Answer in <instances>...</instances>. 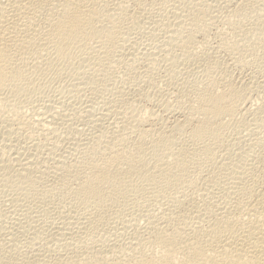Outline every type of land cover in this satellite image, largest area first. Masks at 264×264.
<instances>
[{
  "label": "rangeland",
  "instance_id": "obj_1",
  "mask_svg": "<svg viewBox=\"0 0 264 264\" xmlns=\"http://www.w3.org/2000/svg\"><path fill=\"white\" fill-rule=\"evenodd\" d=\"M105 1L107 2L108 0ZM105 1L101 2V8L104 7L105 10L107 9L106 11H112L113 9L112 13L114 12V14L110 13V15H112L110 17H114V20L111 19L110 21L108 18L101 17L100 19H97V22L94 21L91 24L89 23L90 25L87 23L86 26L89 25L87 30L85 29L84 32L77 36L63 40L57 46V48L53 47L52 44H46L45 46L43 45L44 48L49 47L50 45L48 49H44L42 46L40 47L39 44L38 46L37 43L36 45L38 48H33L32 46L36 47V45H32V50L35 49L34 52L37 51L39 53H26V55L23 54L24 58L22 55H20V59H18L19 64L14 65L9 70V72L12 74L16 71L21 72L22 78L17 80L9 77L5 82V87L0 92V141H3L2 137L5 139L3 142H0V146L3 147V151H0V156L2 157L4 155L2 159H0L2 160L0 161V166L2 164L9 166L10 168L8 170L10 172L7 171V173L13 174L12 177H15L18 174L17 171H19V169L22 172V168H24V165L22 166V164L25 163V159L28 158L26 161H30L34 158L35 160H43V162L46 160L43 163L44 165H41V167L44 166L45 169L42 167L41 171L43 169V171L47 172L45 175V172L37 174L34 172L36 170H32V172L30 171L29 173L31 176L29 175L30 177H28L27 175V178L34 180L32 183H28L26 180L27 178L25 177L26 173L24 175L22 172L23 174H18L19 176L17 175V177L12 178L11 175L5 173L6 170L0 168V174H7V176L4 178L3 176H5V174L3 176L0 175V261H4V264H6L5 262L8 264H38V259L36 258L39 256V259L42 261L41 262L39 260L41 263L50 264L53 263V260H56L55 258L58 256V260L67 256H80L82 253H85L86 250L88 251V249L89 251L90 249L91 251H96L100 247V249L104 251L105 249H108V244L120 245L123 242L125 243L127 240L126 237L133 238L135 236L134 234H136L138 231L140 234L145 235L146 232L143 231L147 228L145 231L148 232L152 228L153 224L150 225V227L148 225L153 223L152 220L157 221V219H159V226H163L164 224L161 225V219H164L163 217H167L169 214H171L169 215L170 217H176L177 214L178 216H182L185 213L188 214L189 212L194 211L193 213H190V216H192V214L200 213L198 210L202 211L205 209L204 212L202 211V213L207 215V211L211 212L215 209V207L217 208L219 205H225V202L226 204L228 202H233L234 200L232 199L234 195L231 196V193L234 194L235 192L233 193L232 191H235L238 187L237 185H239V179H237V177L243 174L242 172H245L246 176L250 175L257 167L262 166L261 162H264V0H243L244 2L241 0H204V2L206 1V5L207 3H210V6L207 5L208 7L204 5L205 3L202 0H180L182 3L184 2L186 7L180 1L174 3L175 0L174 2L173 0H120L123 1L121 3L119 0H117L119 1L116 2L117 4H114V0H109L107 2L108 5ZM103 2L104 4H102ZM122 3L126 5H123ZM239 3L242 5L246 4L245 8L248 9L252 5L251 9L253 8V10H249L251 13L246 11L245 14H243V16L248 15L244 16L245 18L240 16V10L242 7L244 8V6L238 5ZM118 4L122 5L119 6ZM171 4L174 7L169 6ZM195 4L197 8L194 6ZM110 6L112 7L110 8ZM114 6L115 8H113ZM179 6H181V8ZM107 7H109L111 10ZM116 8L119 9L120 13L126 9L123 13L128 14L119 15L120 13L117 12L118 10L115 11ZM167 8L168 10L171 8V11L173 10L172 12L175 13L174 15L177 13V17L172 13L171 14L173 17L170 16V10H166ZM177 8H180L178 9L179 12L175 11ZM186 12L189 15H187ZM166 13L168 14L166 15ZM40 14H42V17L40 16L39 18V20L41 19L39 24L40 26L42 25V27L37 26L36 29L39 28L43 30V28L45 29L46 26L45 23H43L45 19L42 18H46V16L43 15H47V12L43 11ZM184 15L187 16L186 21L183 20ZM167 16H170L168 17L169 22L167 21ZM161 17H164L165 22L162 21ZM174 17H176V20L173 21ZM177 18H180L179 20H182L181 22L186 23H179L178 25L176 23ZM171 20L173 23L176 21L174 27L171 23ZM161 22L165 23H163L165 27ZM168 24L169 27H166ZM182 24L183 27L181 26ZM170 27H172L174 33L169 31L170 34H168L171 36L174 34V36L178 38L173 36L176 39V41H174L175 39L169 36V39H172L173 41L170 40L169 43H167V40H169L167 36L168 30L167 32L165 30L166 28L171 30ZM175 27L176 29L180 27L178 28L180 29V31H178V36V29L175 30ZM39 29L37 31H40L39 33L42 37L41 32H44V30L42 31ZM110 41L114 42V45L110 47L107 46L108 48H106L105 45L106 49L102 43H100ZM161 41H163L164 44ZM170 42L172 46L170 45ZM175 42H178L179 44H174ZM166 43V49L168 51L164 49L166 47ZM97 44H101V48L96 49V47H100L99 45L96 46ZM180 44L181 46L183 45L182 47L184 48L180 49ZM41 48L45 51H43ZM170 50L172 53H170ZM166 52L169 54H166ZM134 53H138V55L132 57V55H135ZM143 53H145V55H143ZM152 53L156 54L153 56ZM158 53L160 55H158ZM163 56L167 57V59ZM240 58H242L241 60L244 59L243 62L245 63V67L244 64H239ZM235 60H238L236 61L237 63L239 62L238 65H235L237 64ZM208 78H221L222 80H228V83H230L229 88L231 90L247 88L246 90L249 91L247 94H250V97L247 96L242 102L244 105L240 104L241 106L239 111L234 113L229 118L228 122L224 123L223 128L220 131L221 141L214 146L205 147L201 141H192L189 136L188 128L177 129L176 123L179 125V122L177 121H180V119L184 121L185 117L187 118V116L190 115L187 107L189 106V102L191 103V101H194L192 92L203 87L202 85L205 84L203 82H206ZM243 84H245V86ZM139 88L146 94L141 91L138 92ZM135 90H137L138 93ZM149 90L150 92H148ZM144 95H147L148 97ZM134 99L137 102H135ZM107 100H110L108 101L109 104L106 103ZM111 100L113 103L116 102L117 104H113ZM131 100H133V102H131ZM102 101L106 104L103 103V105ZM118 101L121 103V105L123 104L125 106H123V108L122 106L120 107V103ZM159 101H161V103ZM91 102L92 105L90 106ZM96 103L102 105L99 107V105ZM132 103H135L136 105L134 106ZM110 104L113 105L111 106ZM164 104H167V106L169 105V112L168 109L165 108L167 106ZM127 105L129 109L126 108ZM180 105L183 109L180 107ZM85 106H88L87 109H90L88 112H86L87 109ZM243 106L245 107L243 108ZM112 107L116 108V111L115 109H112ZM97 108L98 111H102L103 109V115L101 111H99L100 113L96 111ZM106 108L108 109L107 113L104 112L107 110ZM247 108H249L247 110L248 112L246 111ZM124 109L128 114L124 111ZM130 109L131 111H129ZM165 109H167V111H165ZM81 110L84 112V114ZM117 110H120L121 113L118 111L119 114H117ZM95 112L96 114H94ZM121 114L124 116L126 115V117L128 116L126 119L129 123ZM130 114L131 116L133 114V117L137 116V118L139 116V118L143 116V118L148 119L147 122L150 121L149 126L146 128L153 127V131H156L157 129L159 130L158 134L163 131L164 135L166 134V136H169V150L170 152H178L177 158L182 159V164L176 165L175 160L171 159L167 165L170 168L169 171L164 170L155 173L153 161L149 158H143L142 165L144 171L147 174H152V177L149 181H142L141 178L133 175V178H131V184L126 185L123 191L114 192L111 195H104L103 199L100 201L92 200L86 204L79 205V200L76 196V189L79 186L77 184L79 181L78 178L77 181L74 180L73 182L68 178H55L57 172L54 173L55 171L51 170L54 167L53 165H55L58 160L61 164L60 167L65 165V168H70L71 165L75 166V164H78L77 166L79 168H73V173L76 170L77 174H81L84 170L85 172H88V168L91 166V164L102 163L104 159L107 158V154H111L113 148L114 150L117 149V151H120L132 147L135 143V139L133 140L134 134L129 131L131 130L129 127L131 121L128 119L131 117ZM151 114L153 118L150 116ZM87 116H89V118H87ZM111 117L114 119H111ZM91 118H94V120H90ZM98 118H101V121ZM105 118L107 120H105ZM40 119L42 123L46 121L47 124H45V127H43L44 125H42L41 122L39 123ZM119 119L124 123H121ZM108 120H111L113 124H115L111 125L112 122H109ZM152 120H154L153 122L155 125ZM58 121H60V123ZM91 121H94V123ZM182 121H180V123ZM101 123H103V125ZM58 124H60L62 127ZM97 124L99 126H97ZM117 125L121 126V130L119 126L116 127ZM124 125L127 128L124 127ZM173 125H176L174 126L175 128L171 127ZM46 126L48 130L51 128L49 130L51 133L53 129L54 135L53 133L50 134V132L47 131ZM103 126L109 127H106L104 130ZM66 127L69 130L65 129ZM55 128H57V130H55ZM115 128H119L120 131ZM170 128H172L171 132L168 130ZM96 129H102L103 132L101 130L98 132ZM120 132H126V134H121L124 138L119 135ZM97 133H101L100 136ZM128 135H131L130 140ZM117 136L118 139H116ZM119 137L123 141H121ZM125 138L126 140H124ZM76 139L78 142L80 141L81 144L78 143ZM67 140L70 141V143L73 142V146L69 142L66 143ZM83 140L85 141V144ZM127 140L129 142H127ZM30 142V147L32 146V143L34 145L32 148H27ZM8 143H10V147H8ZM23 145L27 146L24 147ZM20 146H22V148L24 147V149L18 148ZM74 146H78L76 148L78 151L74 150ZM11 147L15 148L16 150L13 151L14 149H11ZM108 147H111L112 150ZM8 148L11 149V151ZM25 149H27L31 154L35 152L36 155L38 152L41 155L38 153L37 156H35L34 153L32 155L30 153L26 154L28 151ZM66 149H69L72 153L69 150L68 151L70 153H68V151H65ZM17 150H20V154L22 155L19 153L17 154ZM54 150L55 152H53ZM79 151H81V154L83 152L82 155L85 157H83ZM15 152L16 156L14 155ZM73 152H75L74 155ZM48 153L52 155H49ZM67 153L69 156H67ZM109 154L108 156H110ZM8 155L14 156H12L13 158L11 157V159L9 156L8 159ZM18 155L21 157H17ZM43 155H46L47 157L49 156L48 160L47 157ZM58 155V160L55 161ZM79 155H81L83 159H81L82 157H79ZM53 156L56 157L54 159L55 162L53 161ZM14 157L16 158L14 159ZM36 157H38V159H36ZM76 157H78L77 159L81 161L80 163H75L77 161ZM17 159L21 162V164H19ZM4 160H7V163ZM12 160L15 161V164L13 162H8ZM16 161L18 162L17 164ZM10 163L11 166L14 165V168L13 166H10ZM45 163L51 165V167H48V165ZM17 166H20L21 168ZM250 166H252V170H250ZM253 167L256 168L254 169ZM54 168L53 169L56 170V166ZM71 170L72 168H70L69 171ZM246 170H248V172ZM172 172H181V175L183 176L181 182H183V184L173 186L174 178L172 176ZM31 173H33V175ZM132 173L133 172H129L127 174L130 175ZM21 175L24 176L22 177ZM34 175L37 179L33 177ZM37 176L42 178H38ZM7 177L9 178L8 180ZM24 178H26V181ZM180 186L183 188H179ZM177 189L178 191H176ZM207 191H210V194ZM28 197L30 199H28ZM183 197L186 198V201L183 199ZM18 198L19 200H16ZM181 198L185 203L180 201ZM228 198L231 200H228ZM216 201H219L217 202V204L219 203L217 206L214 205ZM221 202L224 204H220ZM178 203L183 206L182 207L179 204V207H182L181 209H177ZM168 206L169 208L166 209ZM208 206H210V208ZM211 206L214 208L211 209ZM207 207L211 210H209ZM35 208H37V210ZM27 209L31 212L27 213ZM40 209L41 211L44 209V212L50 209L51 210L47 211L48 213L50 212L49 214L47 212L44 214V212H39ZM62 209H65L66 211L64 212ZM69 209H71L70 212L75 217H73V215L68 212ZM158 209L163 213L161 214ZM179 209L182 210V212H180ZM74 210H78L76 211L77 216ZM174 210L179 212L176 211V213ZM19 211H21V214H19ZM156 211L158 213H155ZM173 211L175 213H173ZM25 212L28 216H25ZM164 212H168L169 214L167 213L164 215ZM61 213H65V216L63 217V214ZM60 214L62 216H60ZM70 214L72 218L69 216ZM89 216H91V220H89ZM150 217L153 218L151 220L152 222L149 221ZM76 218L80 221H78ZM20 219L23 221V223L22 221L20 223ZM68 219H72V221L70 222ZM64 220H66L69 226H66ZM86 220L90 221H88L89 224ZM15 221L20 224L19 227ZM158 222H156V226L158 225ZM75 223H78L79 225H76ZM125 224L127 226H125ZM22 226H26L24 231ZM82 226H85V229ZM67 227H70L71 230ZM121 227L125 230L123 229L122 231ZM126 227L131 229H128L127 232ZM56 228H59L60 231L58 229L56 231ZM62 228L63 230H61ZM78 228L83 229V232L79 229L81 231L80 232ZM72 229L75 231L74 233ZM133 229L137 232L133 231ZM26 230L28 233H26ZM66 230H70L72 233L67 232ZM17 231L21 232H18L17 234ZM22 231L26 234H24ZM61 231L67 233L68 235L66 234L65 236V234H63ZM76 231L79 232L78 235H81V237L76 236L77 238H75L74 234L77 233ZM49 232L51 235L55 232L57 233L51 236L49 235ZM119 232H121V235ZM31 233L33 236L36 234L37 237H40L38 239L37 237L34 238ZM59 234H62L61 237ZM117 235L119 236L118 238ZM12 236L13 238L15 236L17 237L14 238L15 244L11 243L10 245V240L8 241L7 238L10 239ZM18 236L20 237L18 238ZM22 236L25 237V240L24 237L22 238ZM56 236H58V239ZM53 237L54 239L51 240ZM66 237H69V240L66 239ZM73 238L76 239V241ZM61 239H63V241ZM59 241L61 243L64 242V244L62 243L61 245ZM129 241L130 239L126 242ZM30 242L34 243L29 245ZM67 243H71L73 246L68 245ZM63 245L65 247H63ZM46 258L48 260H46Z\"/></svg>",
  "mask_w": 264,
  "mask_h": 264
},
{
  "label": "bare ground",
  "instance_id": "obj_2",
  "mask_svg": "<svg viewBox=\"0 0 264 264\" xmlns=\"http://www.w3.org/2000/svg\"><path fill=\"white\" fill-rule=\"evenodd\" d=\"M102 1H105V0H0V92L2 91V89L5 87V82L7 81V79L9 77H12L13 79H21L22 78V74L21 72L19 71H16L14 72L13 74L9 72V70L14 66V65H17L19 64V61L18 59H20V55L23 56L24 58V55H26V53H39V52H34V50H32L33 48H38V46L40 45V47L43 45L45 46L46 44H52L53 47L57 48V46L65 39H68V38H71L73 36H77L79 34H81L82 32L85 31V29L87 30V28L89 27V25L91 23H93L94 21L97 22V19L103 17V18H108V20L111 21V19L114 20V17H110L112 15H110V13H112V11H106L103 8H101V2ZM109 1V0H108ZM107 1V2H108ZM111 1V0H110ZM114 2H111V3H114V4H117L116 2H119L117 0H114ZM135 1V0H134ZM139 1V0H138ZM172 1V0H171ZM180 0H173L174 3L178 2ZM184 1V0H183ZM204 2V0H202ZM243 1V0H241ZM106 2V1H105ZM106 2V4L108 5V3ZM123 2V1H120V3ZM181 2V1H180ZM179 2V3H180ZM206 2V1H205ZM204 2V3H205ZM244 2V1H243ZM172 3V2H171ZM177 3V4H179ZM182 3V2H181ZM242 3V2H241ZM104 4V2L102 3ZM105 4V5H106ZM110 4V3H109ZM123 5H126L124 3H122ZM121 4V5H122ZM184 5V2L182 3ZM199 4V3H198ZM197 4V5H198ZM201 4V3H200ZM210 4V3H209ZM208 3L207 5L210 6ZM243 4V3H242ZM242 4H238V5H242ZM112 5V4H110ZM119 6H121L120 4H118ZM117 5V6H118ZM176 5V4H174ZM181 5V4H180ZM206 5V3L204 4ZM206 5V6H207ZM246 5V4H245ZM245 5H242L244 6V8L242 7V9L240 10V16L244 17V16H248V15H244L245 12H249V10H253V8L251 9V7L248 9V8H245L246 6ZM116 6V7H117ZM118 6V7H119ZM127 6H128V3H127ZM169 6H173L172 4L169 5ZM178 6V5H176ZM185 6V5H184ZM196 6V4L194 5ZM207 6V7H208ZM254 6V5H253ZM112 6H110L111 8ZM123 7V6H122ZM125 7V6H124ZM174 7V6H173ZM172 7V9H173ZM181 8V6H179ZM186 7V6H185ZM240 7V6H238ZM248 7V6H247ZM255 7V6H254ZM106 8V7H105ZM109 8V7H107ZM109 8V9H110ZM115 8V6L113 7ZM121 8V7H120ZM127 8V7H126ZM176 8V7H175ZM180 8H177L175 11H178V9ZM191 8V7H190ZM195 8V7H194ZM197 8V6H196ZM122 9V8H121ZM185 9V8H184ZM199 9V8H198ZM197 9V10H198ZM255 9V8H254ZM111 10V9H110ZM115 10V9H114ZM118 10V11H117ZM123 10V9H122ZM126 10V9H125ZM124 10V11H125ZM128 10V9H127ZM168 10V8L166 9ZM171 11V8L169 9ZM168 10V11H169ZM183 10V8H182ZM189 10V9H188ZM236 10V9H235ZM47 12V15H43V16H46V18H42V19H45L43 23H45V29L43 28L44 32H41V35L42 37L40 36V31L38 32L37 30L39 29H36L37 26H40V16L42 14H40L41 12ZM118 13L119 12V9L116 8V10ZM121 11V10H120ZM123 11V12H124ZM165 11V10H164ZM169 13L171 14H175L174 12H170ZM186 11V10H185ZM121 11V13L119 15H123V14H128V13H123ZM128 12V11H127ZM184 12V10H183ZM190 13V11H189ZM251 13V12H249ZM46 14V13H45ZM114 14V12L112 13ZM163 14V13H162ZM168 13H166L167 15ZM172 14L170 16H172ZM180 14V13H179ZM182 14V13H181ZM187 14V12H186ZM124 15V16H125ZM166 15H160V16H166ZM176 15H178L176 13ZM174 15V16H176ZM189 15V14H187ZM250 15V14H249ZM115 16V15H114ZM118 16V14H117ZM170 16H167V21L169 22L168 20V17ZM180 16V15H179ZM183 16V15H182ZM42 17V16H41ZM110 17V18H109ZM173 17V16H172ZM171 17V19H172ZM177 17V16H176ZM174 17L173 18V21L176 20ZM181 17V16H180ZM186 15H184V18L183 20L186 21ZM120 18V17H118ZM245 18V17H244ZM162 21H164V17L162 18ZM166 19V18H165ZM170 19V18H169ZM180 19V18H179ZM177 18V24L179 25V23H183L181 22L182 20H179ZM105 20V19H103ZM107 20V21H108ZM158 20V19H157ZM180 22H179V21ZM39 21V22H38ZM100 22V21H99ZM165 22V21H164ZM163 22V23H164ZM175 22L173 23L172 20H171V23L173 24V27H174V24ZM89 24L88 26H86V24ZM102 23V22H101ZM156 23V22H155ZM162 23V22H161ZM162 23V24H163ZM186 23V22H185ZM183 23V24H185ZM39 24V25H38ZM161 24V25H162ZM165 24V23H164ZM163 24V25H164ZM170 24V23H169ZM169 24L166 26V27H169ZM171 24V25H172ZM176 24V25H177ZM183 24L181 25L183 27ZM170 25V26H171ZM175 25V26H176ZM177 25V26H178ZM86 26V28H85ZM157 26V25H156ZM155 26V27H156ZM176 26V27H177ZM186 26V25H185ZM42 27V25L40 26ZM160 27V26H159ZM165 27V25H164ZM175 27V30H177ZM170 29H167L166 28V32L167 34L169 33V31H172V27H170ZM174 29V28H173ZM39 30H42V29H39ZM42 30V31H43ZM178 31H180V29L177 30V36H178ZM38 32V33H37ZM176 32V31H175ZM174 33V32H173ZM170 34V33H169ZM167 35L168 36V39H169V36L170 37H173L174 34H172L173 36L171 35ZM176 37V36H174ZM173 37V39H175ZM128 38V37H127ZM178 38V37H176ZM173 41L172 39H169L167 40L169 43V41ZM241 40V39H240ZM176 41V39L174 40ZM163 43V41H161ZM166 42V41H165ZM37 43V45H36ZM99 43V42H98ZM102 43V45L104 46L105 48V45H106V48L110 47V46H113L114 45V42H100ZM160 43V42H159ZM167 43L165 44L166 47L164 48L166 51H168L166 48H167ZM178 42H175L174 44H177ZM157 44V43H155ZM161 44V43H160ZM164 44V43H163ZM173 44V43H172ZM179 44V43H178ZM182 44H185V43H182ZM32 45H36V47L32 46ZM99 44H97L96 46H98ZM170 45H171V42H170ZM33 48H32V47ZM48 46V45H47ZM100 47H96L97 48H101V44L99 45ZM102 46V47H103ZM108 46V47H107ZM172 46V45H171ZM176 46V45H175ZM179 46V45H177ZM183 46V45H182ZM181 44H180V49L184 48L182 47ZM50 47V45H49ZM49 47H45L46 49H48ZM148 47V46H147ZM157 47V46H156ZM155 47V48H156ZM159 47V46H158ZM164 47V46H163ZM41 48V49H42ZM44 48V49H45ZM95 48V47H94ZM105 48V49H106ZM160 48V47H159ZM170 48V47H169ZM174 48V47H172ZM171 48V49H172ZM161 49V48H160ZM176 49V48H175ZM178 49V48H177ZM39 50V49H38ZM43 50V49H42ZM41 50V51H42ZM163 50V49H162ZM164 50V51H165ZM174 50V49H173ZM40 51V52H41ZM45 51V50H43ZM96 51H99V50H96ZM145 51V50H144ZM158 51V49H157ZM163 51V52H164ZM106 52V51H105ZM159 52V51H158ZM162 52V53H163ZM183 52V51H182ZM181 52V53H182ZM161 53V54H162ZM165 53V52H164ZM170 53L171 50H170ZM24 54V55H23ZM133 54V53H132ZM135 54V53H134ZM153 54V53H152ZM156 54V53H155ZM153 54V56L155 55ZM166 54H169L166 52ZM183 54V53H182ZM137 54L135 55H132L133 56H137ZM143 55H145V53H143ZM158 55H160L158 53ZM21 56V58H22ZM130 56V55H129ZM141 56V55H140ZM150 56V55H149ZM157 56V55H156ZM166 56V55H165ZM170 56V55H169ZM131 57V58H132ZM162 57V56H161ZM164 57V56H163ZM172 57V56H171ZM179 57V56H178ZM22 58V59H23ZM99 58V57H98ZM137 58V57H136ZM135 58V59H136ZM142 58V57H141ZM155 58V57H154ZM153 58V59H154ZM167 59V57H164ZM170 58V57H169ZM168 58V59H169ZM242 58H240V63L239 64H244V67H245V63L243 62V60H241ZM133 61V60H132ZM234 61V60H233ZM238 61V60H235V62ZM20 63H21V60H20ZM234 63V62H233ZM237 63V62H236ZM235 64V65H238ZM233 64V65H234ZM241 65V66H242ZM221 79V78H220ZM219 78H208L206 80V82H203L205 83L204 85H202L203 87H201L200 89H196L194 90L193 88V98H194V101L191 103L189 102V106H185L188 108V112H190L189 114L190 115H186L187 118L185 117V120L182 121V119H180V121H182L180 123V121H177L179 122V125L178 123L177 124V129H182V128H188L189 130V136L190 138L192 139L193 142H196V141H201L205 147H210V146H214L216 144H218L220 141H221V137H220V131L221 129L223 128V125L224 123L228 122L229 118L234 114V113H237L240 109V104H243L242 102L246 99V97H250L247 92L249 93L248 90H246L247 88H238L235 89V90H231L229 88L230 86V83H228V80H220ZM225 79V77H224ZM141 80V79H140ZM224 81V82H223ZM147 82V81H146ZM140 83H143V82H140ZM139 83V84H140ZM245 86V84H243ZM197 86V85H196ZM243 87V86H242ZM247 87V85H246ZM198 88V87H197ZM218 89V90H216ZM250 90V89H249ZM137 92V90H135ZM141 91L140 88L138 89V92ZM137 92V93H138ZM143 92V91H141ZM150 92V90L148 91ZM145 93V92H143ZM156 93V92H154ZM146 94V93H145ZM160 94V93H159ZM191 94V93H190ZM140 95V94H139ZM143 95V94H142ZM192 95V94H191ZM144 96H147V95H144ZM155 96V95H154ZM143 97V96H142ZM148 97V96H147ZM152 98V97H151ZM137 99V98H136ZM102 100H105V99H102ZM135 100V99H134ZM101 101V100H100ZM99 101V102H100ZM108 101L110 100H107L106 103H108ZM112 101V100H111ZM150 101V100H148ZM156 101V100H155ZM115 102V101H114ZM119 102V101H118ZM131 102H133V100H131ZM135 102H137L135 100ZM161 103V101H159ZM167 102V101H165ZM164 102V103H165ZM246 102V101H245ZM105 103L102 101V104ZM105 103V104H106ZM111 103V102H110ZM113 103V101H112ZM116 103V102H115ZM113 103V104H115ZM120 103V102H119ZM156 103V102H155ZM253 103V102H252ZM95 104V103H94ZM99 105V103H96ZM100 104V105H102ZM109 104V103H108ZM107 104V105H108ZM112 104V105H113ZM117 104V103H116ZM133 104V103H132ZM169 104V103H167ZM167 104H164L167 106ZM180 104V103H179ZM50 105V104H49ZM92 105V102L90 104V106ZM99 105V107H100ZM104 105V104H103ZM111 105V104H110ZM111 105V106H112ZM130 105V104H129ZM134 106L136 105L135 103L133 104ZM163 105V104H162ZM182 105V104H181ZM180 105V107H181ZM244 105V104H243ZM89 106V105H88ZM87 106V107H88ZM96 106V105H94ZM93 106V107H94ZM116 106V105H115ZM122 106H125V105H121L120 103V107ZM132 106V107H134ZM169 106V105H168ZM165 107V108H169V107ZM179 106V105H178ZM183 106V105H182ZM86 107V106H85ZM84 107V108H85ZM86 107V109H87ZM92 107V108H93ZM98 107V106H97ZM131 107V109H132ZM245 106H243L244 108ZM91 108V107H89ZM96 108V107H95ZM103 108V107H101ZM100 108V109H101ZM110 108V107H108ZM119 108V107H118ZM126 108H128V105L126 106ZM178 108V107H177ZM182 108V107H181ZM52 109V108H51ZM60 109V108H59ZM107 109V108H106ZM112 109H115L116 111V108H113ZM111 109V110H112ZM121 109V108H120ZM129 109V108H128ZM131 109L129 111H131ZM167 109H165V111H167ZM183 109V108H182ZM242 109V108H241ZM249 108L246 109V111L248 110ZM85 110V109H84ZM90 109H87L86 112H88ZM92 110V109H91ZM110 110V109H109ZM244 110V109H243ZM82 111V110H81ZM98 111V108L97 110ZM101 111V110H99ZM98 111V112H99ZM103 111V109H102ZM101 111V113H102ZM108 109L104 112L107 113ZM114 111V112H115ZM120 110H117V114H119ZM123 111V110H122ZM125 111V109H124ZM128 111V110H127ZM172 111V110H171ZM176 111V110H175ZM174 111V112H175ZM178 111H181V110H178ZM245 111V110H244ZM243 111V112H244ZM44 112V111H43ZM83 112V111H82ZM85 112V113H86ZM93 112V111H92ZM90 112V113H92ZM110 112V111H109ZM108 112V113H109ZM112 112V113H114ZM126 112V111H125ZM143 112V111H142ZM146 112V111H145ZM168 112H169V109H168ZM248 112V111H247ZM100 113V112H99ZM121 113V111H120ZM127 113V112H126ZM124 113V114H126ZM130 113V112H129ZM133 113V112H132ZM138 113V112H137ZM180 113V112H179ZM44 114V113H43ZM56 114V113H55ZM84 114V112H83ZM88 114V113H87ZM96 114V112L94 113ZM98 114V113H97ZM128 114V113H127ZM135 114V113H134ZM153 114V113H152ZM152 114L150 115L152 117ZM172 114V113H171ZM183 114V113H182ZM246 114V113H245ZM54 115V114H53ZM89 115V114H88ZM91 115V114H90ZM103 115V113H102ZM107 115V114H106ZM123 115V114H121ZM137 115V114H136ZM143 115V114H142ZM244 115V114H243ZM67 116V115H66ZM86 116V114H85ZM94 116V115H93ZM97 116V115H95ZM113 116V115H111ZM115 116V115H114ZM120 116V115H118ZM131 116V114H130ZM135 116V115H134ZM139 116V115H138ZM146 116V115H145ZM149 116V115H148ZM149 116V117H150ZM196 116V118H195ZM245 116V115H244ZM243 116V117H244ZM49 117V116H48ZM53 117V116H52ZM62 117V116H61ZM92 117V116H91ZM99 117H100V114H99ZM103 117V116H102ZM105 117V115H104ZM110 117V115H109ZM122 117V116H121ZM123 117L126 119V115ZM140 117V116H139ZM137 118L136 117H133V114L131 117H129L128 119L131 121L130 122V129L129 131L132 132V134H134V137H133V140H134V145L132 147H129L127 149H124V150H114L113 148V151H111V154H109L110 156H108L107 154V158L104 159V161L102 163H98V164H91V166L88 168V172H85V170L83 171V173L81 174H77L76 173V170L75 172L73 173V168H79L75 163H80L81 161H79L77 159V161L74 163L75 166L71 165L70 168H72L71 171L70 168H65L64 166H61L60 167V163H59V160H58V157L59 155L57 156V159L55 161L58 160V162L53 165L54 167L56 166V170H54L53 168L51 170L55 171L54 173H56L55 175V178H68L70 179L72 182L74 180L77 181V178H78V188L76 189V196H77V199L79 200V205L81 204H86L87 202L89 201H100L103 199L104 195H111L113 194L114 192H120V191H123L125 186L126 185H129L131 184L132 180L131 178H133V175H136L137 177L141 178L142 181H149L152 177V174H147L145 171H144V168H143V158H149L153 161L154 163V168H155V173H158V172H161V171H164V170H168L169 171V166L168 163L171 159H174L175 160V163L176 165H181L182 164V159H178V152H170L169 150V136H166V134L164 135L163 134V131L161 133L158 134L159 130L156 132V131H153L152 128H146L147 126H149V122H147L148 119H145L143 118V116H141V118ZM150 117V118H151ZM156 117V116H154ZM177 117V116H176ZM87 118H89V116H87ZM96 118V117H95ZM113 117H111L112 119ZM148 118V117H147ZM149 118V119H150ZM153 118V117H152ZM45 119V118H44ZM47 119V118H46ZM58 119V118H57ZM99 119V118H98ZM101 119V118H100ZM99 119V120H100ZM114 119V118H113ZM122 119V118H121ZM124 119V120H125ZM133 119V120H131ZM155 119V118H154ZM158 119V118H156ZM176 119V118H175ZM48 120V119H47ZM55 120V119H54ZM62 120V119H61ZM65 120V119H63ZM72 120V119H71ZM90 120H94V118L90 119ZM105 120H107L105 118ZM104 120V121H105ZM120 120V119H119ZM39 121V120H38ZM70 121V120H68ZM101 121V120H100ZM109 121V120H108ZM111 121V120H110ZM109 121V122H110ZM127 121V119H126ZM125 121V122H126ZM154 120H152L153 122ZM41 122V119L39 121V123ZM49 122V121H47ZM56 122V121H55ZM54 122V123H55ZM60 123V121H58ZM72 122V121H71ZM74 122V121H73ZM94 123V121H91ZM108 122V123H109ZM112 122V121H111ZM116 122H119V121H116ZM121 123H124L122 120H120ZM128 122V121H127ZM42 123V122H41ZM53 123V122H52ZM62 123V122H61ZM99 123V122H98ZM129 123V122H128ZM154 123V122H153ZM45 122L42 123V125H44L43 127H45ZM50 124V123H48ZM63 124V123H62ZM73 124V123H72ZM92 124V123H91ZM103 125V123H101ZM111 124V123H110ZM115 124V123H114ZM113 122L111 125H114ZM119 124V123H118ZM175 124V122H174ZM52 125V124H51ZM57 125V124H56ZM60 125V124H58ZM68 125V124H67ZM96 125V124H94ZM93 125V127L95 128V126ZM105 125V124H104ZM109 125V124H108ZM120 125V124H119ZM119 125H117L116 127H118ZM152 125V124H151ZM155 125V123H154ZM153 125V126H154ZM48 126V125H47ZM46 126V128H47ZM50 126V125H49ZM55 126V124H54ZM61 126V125H60ZM97 126H99L97 124ZM96 126V127H97ZM101 126V125H100ZM123 126V124H122ZM176 125H173L171 127H174ZM53 127V126H52ZM56 127V126H55ZM62 127V126H61ZM60 127V128H61ZM70 127V126H69ZM72 127V126H71ZM103 126V129L105 130L106 127H109V126ZM121 126H119L120 128ZM124 127H126L124 125ZM54 128V127H53ZM77 128V127H76ZM119 128H115L117 130H119ZM127 128V127H126ZM156 128V127H154ZM175 128V127H174ZM248 128V127H247ZM257 128V127H255ZM51 129V128H50ZM49 129V130H50ZM67 130H69L67 127L65 128ZM123 129V128H122ZM171 129H168L170 130L171 132ZM43 130V129H41ZM45 130V129H44ZM48 128H47V131H49ZM55 130H57V128H55ZM74 130V129H73ZM97 130V129H96ZM102 131V129H100ZM100 130H97L98 132ZM116 130V131H117ZM121 130V128H120ZM119 130V131H120ZM127 130V129H126ZM125 130V131H126ZM161 130H164V129H161ZM253 130V129H252ZM76 131V130H75ZM45 132V131H44ZM50 132V131H49ZM53 129H52V133H53ZM103 132V131H102ZM101 132V133H102ZM118 132V131H117ZM123 132V131H122ZM127 132V131H126ZM126 132L124 133H121V134H126ZM130 132V133H131ZM156 132V133H155ZM166 132V131H165ZM251 132V131H250ZM249 132V133H250ZM256 132V131H255ZM50 132V134H52ZM96 133V131H95ZM101 133H97L100 134ZM119 133V132H118ZM117 133V135H118ZM252 133L254 134V132L252 131ZM103 134V133H102ZM129 134V133H127ZM131 134V135H132ZM168 134V133H167ZM170 134V133H169ZM252 134V135H253ZM256 134V133H255ZM54 135V133H53ZM96 135V134H95ZM130 135V136H131ZM98 136V137H99ZM116 136V134H115ZM122 136V135H121ZM120 136V137H121ZM129 136V135H128ZM127 136V137H128ZM130 136H129V140H130ZM133 136V135H132ZM66 137V136H65ZM119 137V139H120ZM123 137V136H122ZM126 137V135H125ZM52 138V137H51ZM124 138V137H123ZM122 138V139H123ZM132 138V137H131ZM1 139V137H0ZM3 141L5 140L3 137H2ZM54 139V138H53ZM71 139V138H70ZM73 139V138H72ZM118 139V136L117 138ZM55 140V139H54ZM69 140V139H68ZM66 143H70V141H68ZM77 140V139H76ZM80 140V139H79ZM121 140V139H120ZM126 140V138L124 139ZM237 140V139H236ZM241 140V138H240ZM2 141V140H1ZM0 141V142H1ZM2 141V142H3ZM8 141V140H7ZM84 141V140H83ZM123 141V140H121ZM132 141V140H131ZM242 141V140H241ZM240 141V142H241ZM72 142V141H71ZM78 142V140H77ZM127 142H129L127 140ZM56 143V142H54ZM53 143V144H54ZM58 143V142H57ZM73 143V142H72ZM72 143H70L72 145ZM80 143V141L78 142ZM77 143V144H78ZM131 143V142H130ZM3 144V143H2ZM9 144V145H8ZM8 147H10V143H8ZM81 144V143H80ZM83 144V143H82ZM84 144H85V141H84ZM86 144H87V141H86ZM132 144V143H131ZM130 144V145H131ZM5 145V144H4ZM28 145V144H27ZM26 145V146H27ZM31 145V142L29 144V146L27 148H29ZM34 144L32 143V146ZM75 145V143H74ZM79 145V144H78ZM89 145V144H88ZM86 145V146H88ZM128 145V146H130ZM24 146V145H23ZM24 146V147H26ZM32 146L30 148H32ZM57 146V145H56ZM73 146V145H72ZM83 146V145H82ZM1 147V146H0ZM13 147H16V146H13ZM11 147V149H14L13 151H15L16 149ZM24 147L22 148V146L18 147V148H22L24 149ZM58 147V146H57ZM78 146H74V150H77ZM3 147H1V152L3 151L2 150ZM7 148V147H6ZM80 148V147H79ZM78 148V149H79ZM87 148V147H86ZM105 148V147H104ZM109 148V147H108ZM9 149V148H8ZM7 149V150H8ZM11 149H9L11 151ZM59 149V148H58ZM70 149V147H69ZM68 149V150H69ZM81 149V148H80ZM83 149V148H82ZM88 149V148H87ZM107 149V147H106ZM105 149V151H106ZM111 149V147L109 148ZM27 150V149H25ZM36 150V149H35ZM48 150V149H47ZM51 150V149H50ZM67 149L65 151H68ZM72 150V149H71ZM89 150V149H88ZM104 150V149H103ZM108 150V149H107ZM112 150V149H111ZM9 151V152H10ZM28 151V150H27ZM70 151V150H69ZM68 151V153H70ZM78 151V150H77ZM84 151V149H83ZM5 152V151H4ZM3 152V153H4ZM26 152V151H25ZM24 152V154H25ZM37 152V150H36ZM45 152V151H44ZM55 152V150L53 151ZM76 152V151H75ZM73 152V155L74 153ZM80 154H81V151H79ZM88 152V151H86ZM109 152V151H107ZM106 152V153H107ZM20 154V150H17V154ZM23 153V152H21ZM27 153H30L29 151L26 152ZM34 155H35V152H33ZM32 153V154H33ZM38 153V152H37ZM37 153L35 156H37ZM49 153H52V152H49ZM48 153V154H49ZM67 153V154H68ZM72 153V152H71ZM85 153V152H84ZM104 153V152H103ZM11 154V152H10ZM13 154V153H12ZM23 154V155H24ZM31 154V153H30ZM31 154V155H32ZM39 154V153H38ZM44 154V153H42ZM59 154V153H58ZM83 154V152H82ZM81 154V155H82ZM16 156V152L14 154ZM12 155V156H14ZM22 155V154H20ZM20 155H18L17 157H21ZM41 155V154H39ZM47 155V153H46ZM46 155H43V156H46ZM49 155H52V154H49ZM57 155V154H56ZM63 155V154H62ZM79 155V157L81 156ZM85 155V154H84ZM87 155V154H86ZM4 156V155H3ZM2 156V157H3ZM9 156H7V158L9 159ZM10 156V159L11 157ZM29 156V154H28ZM55 156V154H54ZM53 156V157H54ZM69 156V154L67 155ZM83 156V155H82ZM81 156V157H82ZM106 156V155H105ZM1 157V156H0ZM2 157L0 159H2ZM25 157V155H24ZM40 157V156H39ZM47 157V156H46ZM45 157V158H46ZM52 157V156H51ZM64 157V156H62ZM85 157V156H83ZM83 157L81 159H83ZM13 158V157H12ZM16 157H14L15 159ZM26 158V157H25ZM44 158V157H43ZM49 156L47 157V160H48ZM56 157L53 158V161ZM61 158V157H60ZM65 158V157H64ZM4 159V158H3ZM6 159V157H5ZM7 159V160H8ZM20 159V158H19ZM23 159V158H22ZM28 159V158H26ZM25 159V163L22 164V166L24 165V168H22V172L26 173L25 177L27 178V175L28 177H30V171L32 172V170H36L34 171L35 173H41V172H45V175H46V171H41V168L44 167L41 165L46 161L43 162V160H27L26 161ZM30 159V157H29ZM36 159H38V157H36ZM62 159V158H61ZM60 159V160H61ZM7 160L5 161L7 163ZM18 160V159H17ZM21 160V159H20ZM65 160V159H64ZM2 161V160H0ZM3 161V162H4ZM19 161V160H18ZM24 161V160H23ZM51 161V159H50ZM52 161V162H53ZM54 161V162H55ZM63 161V160H62ZM66 161V160H65ZM70 161V160H69ZM264 161V160H263ZM8 162H15V161H8ZM49 162V161H48ZM64 162V161H63ZM68 162V161H67ZM73 162V161H72ZM96 162V161H94ZM18 162L16 161V164ZM66 163V162H65ZM1 164V163H0ZM15 164V163H14ZM19 164H21V162L19 161ZM18 164V165H19ZM47 164V163H45ZM52 164V163H51ZM64 164V163H63ZM71 164V163H70ZM73 164V163H72ZM82 164V163H81ZM9 165V163H8ZM39 165V166H38ZM44 165V164H43ZM48 165V164H47ZM47 165H46V168H47ZM90 165V163H89ZM251 165V164H250ZM261 165L262 166H259V167H253L255 170L252 171L253 173H251L250 175H247L245 174V172H242L243 174H239L240 176L237 177V179H239V185H237L238 187L236 188L235 191H232L234 194L231 193V196H233V199L234 200L233 202H228L226 204L225 202V205H219L217 208L215 207L214 210H212L211 212L210 211H207V215L204 213H202V211L204 212V210H198L200 211V213H197V214H192V216H190L191 214L190 213H193L194 211L192 212H189L188 214H184V215H180L175 217H170L168 212H164L166 215L167 213L169 214L167 217H163L164 219H161L162 221V224L163 226H159V219H157V221L155 220H152L153 218H149V221H153V223L151 224H148L149 227L150 225H152V228L147 232L145 230H147V228L143 231V232H146L145 235L144 234H140L139 231H135L133 229V231L137 232L136 234H134L135 236L133 238H129L130 241L129 242H126L128 241L129 239L126 237V241L125 243H121L120 245H110L108 244V249H105L104 251L98 249V250H94V251H88L86 250L85 253H82L80 256H74L73 257H65V258H61L58 260L59 256L57 258H55L56 260H53L54 262L53 263H50V264H264V162H261ZM10 166H11V163H10ZM13 168H14V165H12ZM11 166V167H12ZM21 166V165H20ZM20 166H17L19 168H21ZM51 167V165H48V167ZM69 166V165H68ZM67 166V167H68ZM77 166V167H76ZM81 166V165H80ZM255 166V165H253ZM16 167V168H17ZM252 166H250L251 168ZM1 169L3 170H6L5 173H7V171H9L8 169L10 168L9 166H7L6 164H2L0 166ZM15 168V169H16ZM86 168V170H87ZM249 168V166H248ZM45 169V167H44ZM68 169V170H66ZM12 170V169H11ZM18 170V169H17ZM15 170V171H17ZM252 170V168L250 169ZM249 170V171H250ZM13 171V170H12ZM11 171V173H12ZM50 171V169H49ZM51 171V172H53ZM248 172V170H246ZM10 172V171H9ZM18 174H23L21 172V170L19 169V171H17ZM33 172V173H34ZM129 172H133L132 174L128 175L127 173ZM171 172V171H170ZM1 173H2V170H1ZM4 173V172H3ZM4 173V174H5ZM15 173V172H13ZM29 173V174H27ZM33 173H31L33 175ZM49 173V172H48ZM240 173V172H239ZM3 174V175H4ZM8 175H12L13 174H10V173H7ZM7 174H5L4 177L7 176ZM16 174V173H15ZM17 174V175H18ZM36 174V175H37ZM51 174V173H50ZM17 175L15 177H17ZM24 175H21L22 177ZM30 175V176H29ZM53 175V173H52ZM19 176V175H18ZM41 176V175H40ZM49 176V174H48ZM172 176L174 178V182H173V186H177V185H181L183 184L182 179H183V176L181 175V172H172ZM14 176L12 178H15ZM35 177V175L33 176ZM38 177V176H37ZM24 178V180L26 179ZM36 178V177H35ZM38 178H42V177H38ZM54 178V179H55ZM9 178L7 177V180ZM37 179V178H36ZM236 179V180H237ZM11 180V179H10ZM22 180V178H21ZM28 183H32L34 179H31V178H27L26 179ZM25 180V181H26ZM39 180V179H38ZM35 182V181H34ZM37 182V181H36ZM236 183V182H235ZM234 184V183H233ZM237 184V183H236ZM236 187V186H234ZM179 188H183L182 186H180ZM178 188V189H179ZM178 189L176 191H178ZM180 189V190H181ZM234 189V188H233ZM182 192V191H181ZM180 192V193H181ZM209 194H210V191H207ZM179 194V193H178ZM183 194V193H181ZM180 195V194H179ZM204 195V194H203ZM206 195V193H205ZM204 195V196H205ZM183 196V195H182ZM181 196V197H182ZM185 196V195H184ZM230 197V196H229ZM180 198V197H178ZM232 198V197H230ZM228 198V200L230 199ZM28 199H30L28 197ZM27 199V200H28ZM182 199V198H181ZM180 201L184 202V200L186 198L183 197V199ZM16 200H19L16 199ZM23 200V199H22ZM25 200V199H24ZM231 200V199H230ZM30 201V200H29ZM179 201V200H177ZM179 201V202H180ZM186 201V200H185ZM227 201V200H225ZM17 202V201H16ZM180 202V203H182ZM217 202L219 201H216L214 203V205H218ZM20 203V202H19ZM178 203V208L179 207V204ZM185 203V202H184ZM22 204V203H21ZM27 204V203H26ZM25 204V205H26ZM220 204H224L223 202H221ZM23 205V204H22ZM181 205V204H180ZM184 205V204H183ZM213 205V204H212ZM213 205V206H214ZM16 206V205H15ZM24 206V205H23ZM28 206V204H27ZM182 206V205H181ZM21 207V206H20ZM183 207V206H182ZM181 207V208H182ZM210 208V206H208ZM207 207V208H208ZM26 208V207H25ZM58 208V207H57ZM169 206L166 208L168 209ZM175 208V207H174ZM180 208V209H181ZM206 208V209H207ZM208 208V209H209ZM214 208V207H213ZM212 206H211V209H213ZM20 209V208H19ZM34 209V208H33ZM37 210V208H35ZM163 209V208H162ZM176 209V208H175ZM179 209V210H180ZM209 209V210H211ZM25 210V209H23ZM35 210V211H36ZM44 210V209H43ZM41 211L40 209V213L41 212H44V211ZM47 210V209H46ZM51 210V209H50ZM50 210H47V211H50ZM58 210V209H57ZM159 210V209H158ZM26 211V210H25ZM45 211V212H47ZM62 211H66L65 209ZM71 209L68 210V212H70ZM75 211V210H74ZM78 211V210H76ZM76 211H75V214H76ZM82 211V210H81ZM161 210H159L160 212ZM169 211V210H167ZM171 211V210H170ZM175 212L177 210H174ZM173 211V213H175ZM21 211H19V214ZM28 212H31L27 209V213ZM33 212V211H32ZM44 212V214H45ZM53 212V211H51ZM59 212V211H58ZM61 212V211H60ZM80 212V211H79ZM148 212V211H147ZM179 212V211H177ZM176 212V213H177ZM180 212H182V210H180ZM197 212V211H196ZM16 213V212H15ZM27 213L25 212V216H28ZM34 213V212H33ZM36 213V212H35ZM38 213V212H37ZM48 213V212H47ZM50 213V212H49ZM48 213V214H49ZM71 213V212H70ZM155 213H158L157 211ZM154 213V214H155ZM161 214L163 212H160ZM159 213V214H160ZM172 213V212H170ZM13 214V213H12ZM43 214V215H44ZM57 214V213H55ZM63 214V217L65 216L64 214L65 213H61ZM60 214V216H62ZM72 214V213H71ZM71 214L69 216H71ZM151 214V213H150ZM160 214V215H161ZM180 214V213H179ZM30 215V213H29ZM47 215V214H46ZM58 215V214H57ZM73 215V214H72ZM83 215V213H82ZM93 215V214H91ZM95 215V213H94ZM99 215V214H97ZM148 215V213H147ZM146 215V217H147ZM153 215V214H151ZM157 215V214H155ZM175 215V214H174ZM38 216V215H37ZM45 216V215H44ZM59 216V217H60ZM68 216V217H69ZM77 216V214H76ZM158 216V215H157ZM163 216V215H162ZM160 216V217H162ZM14 217V215H13ZM21 217V216H20ZM33 217V216H32ZM48 217V216H47ZM73 217H75L73 215ZM91 216H89V220H91L90 218ZM145 217V216H144ZM19 218V216H18ZM24 218V217H22ZM21 218V219H22ZM35 218V217H33ZM38 218V217H37ZM54 218V217H53ZM58 218V217H57ZM61 218V217H60ZM72 218V216H71ZM84 218V217H83ZM86 218V217H85ZM157 218V217H155ZM159 218V217H158ZM16 219V218H15ZM14 219V220H15ZM20 219V223H21V220ZM59 219V218H58ZM58 219H57V222H58ZM62 219V218H61ZM67 219V218H66ZM75 219V218H74ZM77 219V218H76ZM147 219V218H146ZM19 220V219H18ZM53 220V219H52ZM70 222L72 221V219H68ZM78 220V219H77ZM85 220V219H84ZM88 220V221H89ZM17 221V220H16ZM15 221V222H16ZM25 221V220H24ZM51 221V220H50ZM61 221V220H59ZM65 223H66V226L68 225L66 220H64ZM74 221V220H73ZM80 221V220H78ZM83 221V220H82ZM87 221V220H86ZM85 221V222H86ZM87 221V223H88ZM146 221V220H145ZM144 221V222H145ZM148 221V222H149ZM151 221V222H152ZM159 221V222H158ZM164 221V222H163ZM12 222V221H11ZM14 222V221H13ZM77 222V221H76ZM90 222V221H89ZM147 222V221H146ZM156 222H158V225L156 226ZM17 223V222H16ZM23 223V221H22ZM25 223V222H24ZM69 223V222H68ZM79 223V222H78ZM76 224V225H79V224ZM84 223V222H83ZM82 223V225H83ZM14 224V223H13ZM18 224V223H17ZM16 224V225H17ZM29 224V223H28ZM33 224V223H32ZM64 224V222H63ZM70 224V223H69ZM74 224V225H75ZM89 224V223H88ZM20 224H18V227H19ZM30 225V224H29ZM72 225V224H71ZM87 225V224H86ZM129 225V224H128ZM131 225V224H130ZM146 225V224H145ZM53 226V225H52ZM51 226V227H52ZM57 226H58V223H57ZM55 226V227H57ZM62 226V225H61ZM65 226V224H64ZM69 226V225H68ZM124 226V225H123ZM125 226H127L125 224ZM133 226V225H132ZM1 227V226H0ZM23 227V226H22ZM26 227V226H25ZM25 227H23V231L26 229ZM29 227V226H28ZM49 227V226H48ZM63 227V226H62ZM71 227V226H70ZM70 227H67L70 229ZM79 227V226H78ZM81 227V225H80ZM84 227L85 229V226H82ZM130 227V226H129ZM136 227V226H135ZM147 227V226H146ZM148 227V228H149ZM25 228V229H24ZM43 228V227H41ZM77 228V226H76ZM127 228V227H126ZM3 229V227H2ZM5 229V228H4ZM30 229V228H29ZM50 229V228H49ZM52 229V228H51ZM57 229L59 230V228H56L55 230L57 231ZM74 229V228H73ZM72 229V231H73ZM80 228H78L79 230ZM122 229V227H121ZM119 229V230H121ZM124 229V228H123ZM122 229V231H123ZM128 229H131V228H127V232H128ZM19 230V229H18ZM33 230V229H32ZM44 230V229H43ZM63 230V228L61 229ZM65 230V229H64ZM71 230V229H70ZM67 231V232H71V231ZM75 230V229H74ZM77 230V229H76ZM82 230L83 232V229H80ZM79 230V231H80ZM118 230V231H119ZM125 230V229H124ZM1 231V230H0ZM8 231V230H7ZM22 231V232H23ZM27 231V230H26ZM30 231V230H29ZM50 231V230H49ZM60 231V230H59ZM121 231V232H122ZM11 232V231H10ZM19 231H17V234H18ZM21 232V231H20ZM19 232V233H20ZM62 232V231H61ZM75 231H73L74 233ZM77 233H75V238H77L78 236L81 237V235H78V231H76ZM81 232V231H80ZM121 232L120 235H121ZM6 233V232H5ZM9 233V232H7ZM24 233V232H23ZM22 233V235H23ZM28 233V231L26 232ZM24 233V234H26ZM39 233V232H38ZM47 233V232H46ZM52 233V232H51ZM54 233V232H53ZM57 233V232H55ZM52 234V235H55ZM63 234H66L65 232H62ZM72 233V232H71ZM124 233V232H123ZM122 233V234H123ZM134 233V232H133ZM142 233V232H141ZM13 234V233H12ZM32 234V233H31ZM30 234V235H31ZM35 234V233H34ZM42 234V233H41ZM40 234V235H41ZM70 234V233H69ZM77 234V235H76ZM3 235V234H2ZM10 235V234H9ZM16 235V234H14ZM20 235V234H19ZM36 235V234H35ZM32 236L35 238L37 237L36 236ZM49 235L50 232H49ZM48 235V236H49ZM51 235V236H52ZM60 237L62 234H59ZM58 235V236H59ZM68 235V234H67ZM11 236V235H10ZM21 236V235H20ZM18 236V238L20 237ZM29 236V235H28ZM31 236V238H32ZM56 236V238L58 237ZM71 236V235H69ZM73 236V235H72ZM77 236V237H76ZM132 236V234H131ZM130 236V237H131ZM17 236H15L14 238H16ZM24 236H22L23 238ZM40 236L37 237V239L39 238ZM55 237V236H54ZM54 237L51 239L53 240ZM116 237V236H115ZM119 236L117 235V238ZM10 238V237H9ZM13 236L12 238L8 239L7 240L9 241L10 240V245L11 243L12 244H15V240H14ZM33 238V239H34ZM48 238V237H47ZM69 237H66V239H68ZM123 238V237H122ZM35 239V240H37ZM49 239V240H50ZM58 239V238H57ZM56 239V240H57ZM71 239V238H70ZM74 239V238H73ZM105 239V238H104ZM113 239V238H112ZM24 240H25V237H24ZM33 240V241H35ZM54 240V241H56ZM63 241V239H61ZM69 240V239H68ZM72 240V239H71ZM70 240V242H71ZM76 241V239H74ZM106 240V239H105ZM104 240V242H105ZM12 241V242H11ZM14 241V242H13ZM23 241V240H22ZM67 241V240H65ZM73 241V240H72ZM79 241V239H78ZM119 241V240H118ZM60 242V241H59ZM69 242V241H67ZM108 242V241H106ZM113 242V241H112ZM20 243V242H19ZM34 243V242H32ZM31 242L29 243L32 244ZM40 243V242H38ZM64 244V242H62ZM62 243L60 242V244L62 245ZM75 243V242H74ZM114 243V242H113ZM49 244V243H48ZM59 244V243H57ZM66 244V243H65ZM68 244V243H67ZM76 244V243H75ZM78 244V242H77ZM103 244V243H102ZM119 244V243H118ZM22 245V244H21ZM26 245V243H25ZM68 245H71L68 244ZM106 245V244H104ZM103 245V246H104ZM73 246V245H71ZM70 246V247H71ZM25 247V246H24ZM27 247V246H26ZM33 247V246H31ZM34 247H35V244H34ZM37 247V246H36ZM42 247V246H41ZM44 247V245H43ZM63 247H65L63 245ZM68 247V246H66ZM106 248V247H105ZM104 249V248H103ZM51 250V249H50ZM49 250V251H50ZM36 251V250H35ZM40 251V250H39ZM32 255V254H31ZM59 255V254H58ZM49 256V255H48ZM40 257V256H39ZM38 259V264H43L41 263V259ZM42 257V256H41ZM32 258V257H31ZM34 258V257H33ZM44 258V257H43ZM30 259V258H29ZM34 259V260H36ZM32 260V261H34ZM41 262H40V261ZM46 260H48L46 258ZM31 261V262H32ZM56 261V262H55ZM30 262V261H29ZM35 262V261H34ZM47 262V261H46ZM51 262V261H49ZM6 264H8L7 262H5ZM0 264H4V261H0ZM33 264V263H32ZM36 264V263H35ZM49 264V263H47Z\"/></svg>",
  "mask_w": 264,
  "mask_h": 264
}]
</instances>
